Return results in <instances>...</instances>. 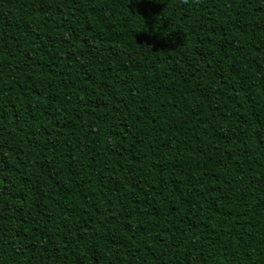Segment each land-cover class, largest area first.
I'll list each match as a JSON object with an SVG mask.
<instances>
[{
  "label": "trees",
  "instance_id": "obj_1",
  "mask_svg": "<svg viewBox=\"0 0 264 264\" xmlns=\"http://www.w3.org/2000/svg\"><path fill=\"white\" fill-rule=\"evenodd\" d=\"M0 264H264V0H0Z\"/></svg>",
  "mask_w": 264,
  "mask_h": 264
}]
</instances>
